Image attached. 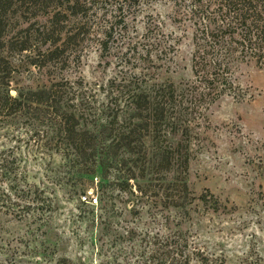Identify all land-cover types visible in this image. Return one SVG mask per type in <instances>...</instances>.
<instances>
[{
  "label": "rangeland",
  "instance_id": "374dc122",
  "mask_svg": "<svg viewBox=\"0 0 264 264\" xmlns=\"http://www.w3.org/2000/svg\"><path fill=\"white\" fill-rule=\"evenodd\" d=\"M173 4L149 0L126 18L131 41L143 42L147 16L158 24L173 44L166 56L153 52L144 58L139 48L140 57L135 53L133 60L118 63L124 45L105 57L92 45L78 60L53 68L34 66L22 53L13 61L10 94L65 80L75 110L83 112L80 125L100 135V124L110 118L105 107L125 103L116 100L111 79L134 75L135 90L167 82L178 86L190 78V28L174 19ZM230 77L231 91L196 109L189 123L183 206L164 205L156 186L140 195L134 184L156 181L149 168L142 179L135 168V178L122 190L117 183L120 176L126 179L124 168L119 171L116 162L77 164L83 161L65 152L28 148L21 127H0V134L19 135L21 152L34 150L10 189L20 217L0 209V264H264V62L234 64ZM10 136L5 135L9 144H16ZM167 171L169 178L176 174L174 167Z\"/></svg>",
  "mask_w": 264,
  "mask_h": 264
},
{
  "label": "trees",
  "instance_id": "16d2710c",
  "mask_svg": "<svg viewBox=\"0 0 264 264\" xmlns=\"http://www.w3.org/2000/svg\"><path fill=\"white\" fill-rule=\"evenodd\" d=\"M148 1L0 0V127L14 131L21 127L19 134L26 136L22 141L28 148L65 152L72 161H83L77 164L90 159L107 166L116 162L119 171L124 168L126 179L120 176L117 183L122 190L135 178V168L141 179L149 168L156 181L134 184L136 190L144 196L150 186L159 187L166 198L163 204L178 207L185 205L188 194L182 175L188 161V127L196 109L231 91L234 64L264 62V0H174V19L190 28V78L178 86L167 82L150 88L136 86L135 90L131 86L138 85L139 79L134 75L111 79L110 86L118 93L116 100L125 103L105 107L110 118L100 124V135L80 125L83 112L75 110L72 95H67V81L15 94L9 89L13 61L22 53L34 66L49 64L53 68L78 60L92 45L103 57L124 45L118 63L133 60L135 53L136 58L141 54L148 58L153 52L158 53L156 58L166 56L173 44L149 16L140 35L143 42L128 36L126 18L140 12ZM34 123L43 128L34 130ZM5 135L15 137L16 144H9ZM0 136L4 137L0 141V209L20 217L22 208L12 207L10 189L17 186L21 164L34 150L21 152L19 135L2 132ZM171 167L176 174L169 178ZM200 199L205 202L204 196Z\"/></svg>",
  "mask_w": 264,
  "mask_h": 264
},
{
  "label": "built area",
  "instance_id": "2783aa9c",
  "mask_svg": "<svg viewBox=\"0 0 264 264\" xmlns=\"http://www.w3.org/2000/svg\"><path fill=\"white\" fill-rule=\"evenodd\" d=\"M92 200H93V202H95V198H93Z\"/></svg>",
  "mask_w": 264,
  "mask_h": 264
}]
</instances>
